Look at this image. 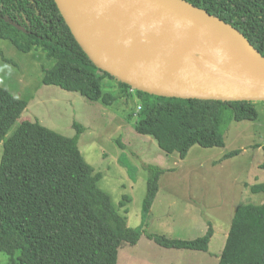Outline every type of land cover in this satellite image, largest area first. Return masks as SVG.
<instances>
[{
  "label": "trees",
  "instance_id": "1",
  "mask_svg": "<svg viewBox=\"0 0 264 264\" xmlns=\"http://www.w3.org/2000/svg\"><path fill=\"white\" fill-rule=\"evenodd\" d=\"M240 29L264 55V0H188ZM12 22L24 26L19 29ZM0 38L17 48L45 53L54 60L44 68L43 82L79 92L90 100L114 104L134 90L141 97L136 129L153 136L167 153L187 157L191 147H224L225 110L236 120L259 118L257 101H222L153 95L119 81L98 68L82 49L55 0H0ZM116 80L120 93L105 88ZM129 90H131L129 92ZM28 101L0 85V252L10 264H118L120 247L135 245L144 225L132 227L119 214L99 181L101 171L83 155L79 140L86 130L77 121L74 136L39 120L16 122ZM138 103H137V106ZM135 107V109H136ZM137 110V109H136ZM134 116V115H133ZM240 150L226 154L238 155ZM151 165L143 217L149 214L166 172ZM264 194V182L251 185ZM124 202L130 201L129 195ZM212 224L194 239L148 234L169 248L209 250ZM218 264H264V200L236 206Z\"/></svg>",
  "mask_w": 264,
  "mask_h": 264
},
{
  "label": "rangeland",
  "instance_id": "2",
  "mask_svg": "<svg viewBox=\"0 0 264 264\" xmlns=\"http://www.w3.org/2000/svg\"><path fill=\"white\" fill-rule=\"evenodd\" d=\"M53 64L54 60H47L41 51L25 52L10 39L0 38V85L29 104L10 134L25 119L39 120L67 136L77 133L75 121L85 126L79 146L86 160L103 173L100 187L111 195L130 226L144 225L137 244L120 247L118 264H218L236 206L264 200L262 192L254 193L250 188L264 182V101L256 102V120H236L225 110L224 147L195 144L182 158L177 152L167 153L153 136L136 129L141 97L135 90L128 95L121 92L122 97L112 105L90 100L79 92L45 84L44 68ZM103 84L107 90L120 93L116 80L106 78ZM234 150L240 153L225 157ZM3 151L0 143V163ZM151 165L167 171L144 222ZM125 195L131 197L127 203ZM210 224L214 235L207 251L169 248L148 237L160 234L194 239L204 235ZM0 264H10L7 254L0 252Z\"/></svg>",
  "mask_w": 264,
  "mask_h": 264
},
{
  "label": "water",
  "instance_id": "3",
  "mask_svg": "<svg viewBox=\"0 0 264 264\" xmlns=\"http://www.w3.org/2000/svg\"><path fill=\"white\" fill-rule=\"evenodd\" d=\"M55 1L92 62L133 89L264 101V55L232 23L188 0ZM126 47L138 53L134 69Z\"/></svg>",
  "mask_w": 264,
  "mask_h": 264
},
{
  "label": "bare ground",
  "instance_id": "4",
  "mask_svg": "<svg viewBox=\"0 0 264 264\" xmlns=\"http://www.w3.org/2000/svg\"><path fill=\"white\" fill-rule=\"evenodd\" d=\"M127 50V61L131 69L135 68V63L138 59L137 51L133 50L132 48H125Z\"/></svg>",
  "mask_w": 264,
  "mask_h": 264
},
{
  "label": "crops",
  "instance_id": "5",
  "mask_svg": "<svg viewBox=\"0 0 264 264\" xmlns=\"http://www.w3.org/2000/svg\"><path fill=\"white\" fill-rule=\"evenodd\" d=\"M29 105V104H28Z\"/></svg>",
  "mask_w": 264,
  "mask_h": 264
}]
</instances>
